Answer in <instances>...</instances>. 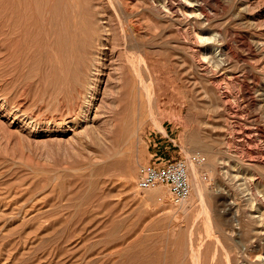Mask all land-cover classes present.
Listing matches in <instances>:
<instances>
[{"label":"rangeland","instance_id":"rangeland-1","mask_svg":"<svg viewBox=\"0 0 264 264\" xmlns=\"http://www.w3.org/2000/svg\"><path fill=\"white\" fill-rule=\"evenodd\" d=\"M146 3L0 0V264H264V0H199L203 36L224 42L203 56L210 70L193 48L214 40ZM75 10L96 32L79 78L45 52L16 77V12L46 30L43 17ZM180 159L187 204L138 188L140 166Z\"/></svg>","mask_w":264,"mask_h":264},{"label":"bare ground","instance_id":"bare-ground-1","mask_svg":"<svg viewBox=\"0 0 264 264\" xmlns=\"http://www.w3.org/2000/svg\"><path fill=\"white\" fill-rule=\"evenodd\" d=\"M20 2V1H18ZM139 2V1H138ZM137 2V3H138ZM141 2V1H140ZM139 2V4H141ZM21 3V2H20ZM136 3V4H137ZM151 8H153L156 12L163 14L164 16L170 17L171 19L174 20H182L183 18L186 19L185 22H187L186 24V28H184V34L186 35L185 38L187 37V39H192L196 40L197 44H199L198 42L201 40H205V42H209L211 40H214V42L212 43L211 41V46L209 45H202L200 44V46L196 49L193 48L194 50V56L198 59V63L200 65V67H203L204 70H208L209 67L206 65V63L203 61V56L206 57L205 53L207 52L208 47H215V46H223L224 42L221 39L222 35L218 34H214L210 39L205 38V31L204 29H202V26L206 23L210 24L212 23L211 19H210V15L207 13V11L205 9H203L202 5L199 3V0H147V3L145 5H147ZM23 5V2H22ZM21 5V6H22ZM138 5V4H137ZM18 7V8H17ZM16 7V10H19V6ZM144 7V6H143ZM142 7V8H143ZM146 7V6H145ZM23 8V6L21 7ZM80 9V8H79ZM78 9V11L80 12V10ZM22 10V9H21ZM20 11V10H19ZM89 11V10H88ZM86 11V12H88ZM126 11V10H125ZM77 10L75 11H70V12H64L62 13V18L59 17V15L61 13H59L58 15L56 13H53L49 18L47 17H43L42 21L44 23V25L47 27L46 30L42 29L40 27V25H38L36 23V26L34 24V15L32 18H28L27 20L25 19L23 21V23L25 21L26 24H28L27 26H25V28H23L20 23H19V18L22 17L21 15L18 14V12H16V77L18 75H21L20 71H22V68L27 69V66L30 68L32 67L33 64H35L37 61H39V57L44 54L43 52H45L48 57L50 58L51 63L53 64V62H56V64H51L52 66H56L58 65V67L62 68V70L66 71V75L67 77L69 76V80H73L76 81V79L79 78L78 74H75L74 71V66H75V62L78 61V59L75 61L76 56H79V52L83 49L82 47L84 45H82L83 42H85L86 40H90L92 41V38H94L93 33H96L93 31V33L91 32L92 28H89V31H87L88 29L86 28V23L87 26L90 24L89 22H91L90 20L87 21V16H85L86 14H78L76 13ZM82 12V11H81ZM84 12V11H83ZM85 12V13H86ZM20 13V12H19ZM95 13V12H94ZM90 14V13H89ZM32 16V15H31ZM91 16V15H90ZM93 16V15H92ZM87 17V18H86ZM183 17V18H182ZM22 20V18H20ZM114 20V19H113ZM36 22V21H35ZM94 22V21H93ZM7 24V23H6ZM4 24V26L6 25ZM122 24V23H121ZM10 25V23H9ZM95 25V24H94ZM3 26V25H2ZM92 26V25H91ZM123 26V31L125 32V37H128L127 35V31L125 28V25ZM6 27V26H5ZM8 27V26H7ZM6 27V28H7ZM9 27H12L11 25ZM90 27V26H88ZM135 27V26H134ZM199 28V29H198ZM5 29V28H4ZM9 30V28H7ZM7 29H5L4 31H6ZM15 29V28H14ZM7 30V31H8ZM13 30V29H12ZM101 30V29H100ZM107 30V29H106ZM199 30V31H198ZM10 31V30H9ZM14 31V30H13ZM12 31V32H13ZM110 31V30H109ZM182 31V30H181ZM3 32V30H2ZM101 32V31H100ZM183 32V31H182ZM1 33V32H0ZM6 33V32H5ZM3 34V33H1ZM9 34V33H8ZM6 34H4V37ZM10 35V34H9ZM15 35V34H14ZM97 35V34H96ZM107 35V33H106ZM13 36V35H12ZM99 35H97L98 37ZM102 36V35H101ZM3 38V36H1ZM11 37V36H10ZM14 37V36H13ZM9 38V37H8ZM7 38V39H8ZM12 38H9V40ZM99 39V37H98ZM96 39V40H98ZM101 39V38H100ZM2 40V39H1ZM4 40V38H3ZM103 40V39H102ZM114 40V39H113ZM95 41V40H94ZM129 41V40H128ZM4 42V41H3ZM3 42H1L0 44L4 45ZM11 42V40H10ZM89 42V41H88ZM114 42V41H112ZM192 42V40H191ZM204 42V41H203ZM6 43L8 44V42L6 41ZM97 43V41H96ZM99 43V42H98ZM97 43V44H98ZM103 43V42H101ZM195 43V42H193ZM202 43V42H201ZM10 44V43H9ZM8 44V45H9ZM84 44V43H83ZM95 44V43H94ZM86 45H88L86 43ZM101 45V44H100ZM117 45V44H116ZM89 46V45H88ZM102 46V45H101ZM8 48V47H6ZM87 48V47H86ZM10 49V48H9ZM97 49V48H96ZM226 49V47H225ZM85 50V48H84ZM87 50V49H86ZM95 50V49H94ZM210 50V49H209ZM83 51V50H82ZM81 51V52H82ZM97 51H99L97 49ZM224 51V50H223ZM92 52V51H91ZM224 53V52H223ZM222 53L221 58L214 59L212 57L213 62L216 64L214 65L216 68L215 69H220L221 71H224L223 74L230 72L229 69V64H226L225 59H223L224 54ZM45 54V55H46ZM85 54V53H84ZM94 54V53H92ZM225 54H228L225 52ZM98 55V54H97ZM81 57H84V55L82 56V53L80 55ZM87 56V55H86ZM44 57V55H43ZM47 57V56H46ZM81 57H78L79 59H81ZM88 57V56H87ZM48 58V59H49ZM86 58V57H85ZM211 58V57H210ZM216 58V57H215ZM42 59V57H41ZM44 59V58H43ZM84 59V58H83ZM44 61V60H43ZM46 61V60H45ZM49 61V60H48ZM58 61V62H57ZM91 61V60H90ZM95 61V60H94ZM80 62V60H79ZM96 62V61H95ZM211 62V63H213ZM83 63V62H82ZM84 64V63H83ZM92 64V62H91ZM50 65V64H49ZM90 64H88L89 66ZM94 65V64H92ZM50 66V67H52ZM82 66V65H81ZM95 66V65H94ZM46 67V66H45ZM28 68V69H29ZM88 68V67H87ZM202 68V69H203ZM49 69V66H48ZM55 70V69H54ZM57 70V69H56ZM55 70V71H56ZM77 70V69H76ZM92 70V69H91ZM210 70V69H209ZM216 70V71H217ZM231 70V69H230ZM33 71V70H32ZM31 71V72H32ZM84 71V70H82ZM213 71V70H212ZM60 72V70H59ZM86 72V71H85ZM90 72V71H89ZM25 73V72H24ZM230 74V73H227ZM63 75L65 76V74L63 73ZM90 75V74H89ZM97 75V74H96ZM232 76H230L231 78ZM30 78V77H29ZM18 79V78H16ZM81 79V77H80ZM83 79V78H82ZM88 79V78H87ZM67 80V79H66ZM215 80V79H214ZM68 81V80H67ZM263 82V81H262ZM73 83V82H72ZM264 83V82H263ZM17 84V83H16ZM87 84V83H86ZM90 85V84H89ZM27 86V85H26ZM75 86V85H74ZM76 88V87H75ZM220 89V87H218ZM69 92V90H68ZM72 92V91H71ZM80 93H82V91H79ZM84 92V90H83ZM249 92V91H248ZM73 93V92H72ZM71 94V93H70ZM78 94V93H77ZM251 94V93H250ZM79 95V94H78ZM84 95V93L82 94ZM247 95V94H246ZM86 96V95H85ZM50 97V96H49ZM51 98V97H50ZM49 98V99H50ZM72 98V97H71ZM74 98V97H73ZM80 98H83L80 96ZM79 99V96L76 98ZM73 100V99H72ZM61 101V100H60ZM86 101V100H85ZM221 101H224L225 105H228V109H233L232 105L229 102V96L228 95H222L221 96ZM63 102V101H62ZM79 102V101H78ZM81 102V101H80ZM67 103V102H64ZM78 104V103H77ZM76 104V105H77ZM64 107L65 104H63ZM71 105V104H70ZM75 105V107H77ZM68 106V105H67ZM74 106V105H73ZM67 108V107H66ZM64 109V108H63ZM62 109V110H63ZM74 109V108H71ZM77 110V108H76ZM80 110V109H78ZM61 112V111H60ZM63 112V111H62ZM61 112V113H62ZM71 112V111H70ZM63 114V113H62ZM60 116V115H59ZM136 113H134L133 111H131L130 109H128V113L126 115V122L128 121V125L125 126V130L124 131H128L130 129V125L132 126V124L135 122L136 119ZM56 117V115H55ZM54 117V118H55ZM58 117V116H57ZM65 117V116H64ZM59 118V117H58ZM124 118V120H125ZM61 119V118H60ZM123 120V119H122ZM123 120V121H124ZM124 122V123H126ZM248 133V132H247ZM250 138V137H249ZM252 141V140H251ZM250 141V142H251ZM249 142V141H248ZM254 153L256 154V161L258 160V163L264 166V153L258 149L256 151H254ZM195 165V164H194ZM195 167L193 166V161H192V168ZM188 168V165H187ZM195 169V168H193ZM191 171V173L193 174V177L195 175V170ZM188 177H189V170H188ZM194 179V178H193ZM195 182V186H196V192H198L200 194V196H203L202 191L201 190V183L199 181V178H196V180H193ZM162 187L164 186H160L158 188H155L152 191H159ZM261 193V192H260ZM161 202L163 201V198L159 199ZM190 200V197L185 201L184 204H187ZM203 202V200H202ZM183 204V205H184ZM182 205V206H183ZM233 205V203L231 204ZM230 205V206H231ZM227 207V206H226ZM228 208V207H227ZM254 218V217H253ZM261 220L262 223H264V214H262L261 216ZM260 223V221H259ZM261 227V225H260ZM264 228V227H263ZM261 230V229H260ZM260 235V234H259Z\"/></svg>","mask_w":264,"mask_h":264},{"label":"built area","instance_id":"built-area-1","mask_svg":"<svg viewBox=\"0 0 264 264\" xmlns=\"http://www.w3.org/2000/svg\"><path fill=\"white\" fill-rule=\"evenodd\" d=\"M137 185L142 191L167 186L176 206L183 205L192 193L187 164L181 159L140 166Z\"/></svg>","mask_w":264,"mask_h":264}]
</instances>
